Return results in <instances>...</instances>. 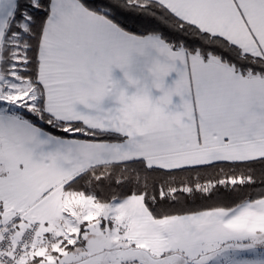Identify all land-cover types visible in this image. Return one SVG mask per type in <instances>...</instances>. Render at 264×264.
Returning <instances> with one entry per match:
<instances>
[{
  "label": "snow or ice",
  "instance_id": "obj_1",
  "mask_svg": "<svg viewBox=\"0 0 264 264\" xmlns=\"http://www.w3.org/2000/svg\"><path fill=\"white\" fill-rule=\"evenodd\" d=\"M0 264H264V0H0Z\"/></svg>",
  "mask_w": 264,
  "mask_h": 264
}]
</instances>
